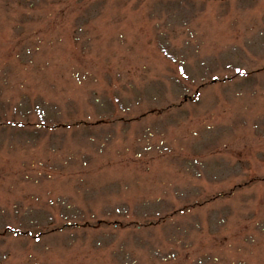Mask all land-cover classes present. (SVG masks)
Instances as JSON below:
<instances>
[{
	"label": "rangeland",
	"instance_id": "374dc122",
	"mask_svg": "<svg viewBox=\"0 0 264 264\" xmlns=\"http://www.w3.org/2000/svg\"><path fill=\"white\" fill-rule=\"evenodd\" d=\"M0 264H264V0H0Z\"/></svg>",
	"mask_w": 264,
	"mask_h": 264
},
{
	"label": "snow or ice",
	"instance_id": "6c2138e0",
	"mask_svg": "<svg viewBox=\"0 0 264 264\" xmlns=\"http://www.w3.org/2000/svg\"><path fill=\"white\" fill-rule=\"evenodd\" d=\"M236 71L239 72V73H241V74H243L242 71H241V69H239V68H237ZM181 74L183 75V72ZM213 79H216V77H213Z\"/></svg>",
	"mask_w": 264,
	"mask_h": 264
}]
</instances>
